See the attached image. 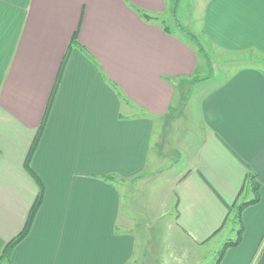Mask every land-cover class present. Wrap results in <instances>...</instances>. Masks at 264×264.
<instances>
[{"label": "crops", "instance_id": "crops-1", "mask_svg": "<svg viewBox=\"0 0 264 264\" xmlns=\"http://www.w3.org/2000/svg\"><path fill=\"white\" fill-rule=\"evenodd\" d=\"M173 5L0 0V258L39 195L25 162L76 33L79 43L31 161L43 204L2 264H185L169 262L162 241L152 244L154 226L193 249L209 244L225 230L229 207L254 197L249 172L263 180L260 201L242 212V241L220 264H264V0H180L175 15ZM202 41L209 53L256 54L263 63H230L218 78L200 79L212 64ZM165 128L183 144L179 170L154 222L137 230L135 200L127 205L121 182L149 183L161 158L175 153L164 140L153 150Z\"/></svg>", "mask_w": 264, "mask_h": 264}, {"label": "rangeland", "instance_id": "rangeland-1", "mask_svg": "<svg viewBox=\"0 0 264 264\" xmlns=\"http://www.w3.org/2000/svg\"><path fill=\"white\" fill-rule=\"evenodd\" d=\"M196 7L197 9L195 10L194 14L195 17L198 18L200 16L198 14L199 9L198 6ZM163 19L164 22H166L167 26H169L170 28L173 27L172 18L164 17ZM202 42L206 45L204 41ZM207 46L208 45H206V47ZM211 50H212L211 46H208L207 52H208V56L210 57L209 60L211 61L212 64L208 68H205V70L200 69V71L198 72V76L200 77V79H204L208 75H211L212 77L216 76L218 78L220 76V72L223 73L225 68L231 66L229 65L230 63H232L234 67H238V68L240 66H243V64H247V63L254 64L253 63L254 61H256L257 64L263 63L262 60H260V57L256 54L246 56V54L228 53V52L219 51L217 49H213L214 51L217 50L214 53H209ZM215 62L217 64H215ZM219 68H221V71L219 70ZM189 86L190 85L186 83L185 87L183 88L187 94H189V90H188ZM138 112L144 113L143 111H138ZM178 112L174 114V118L180 116L178 115ZM192 112L196 113L194 107L192 109ZM196 121L197 119L194 118V124L196 123ZM176 135H177L176 132L174 131L171 132L166 128L162 133L161 131L159 133L155 132L153 150L156 151V147L160 148V143H162V140H164L166 144L168 143L173 147L175 153L172 156L170 155L169 160L166 162H163V160H165V158H167L168 156L161 158V162L155 174L145 178L149 183H147L144 180L141 181L140 183H134V185H130L129 182L126 183L121 182V184L123 185L121 188L122 192L123 194L127 195V205L129 204V206H131L132 195L135 200L134 204L136 210L133 209L132 219L136 220L137 230L141 228L140 226H143L144 222L146 223L154 222L155 213H157L158 208L160 209V205L162 203L161 201L165 200L168 190L167 183L171 181L175 172H177L178 168H176V166L181 160L179 154L181 151H183L182 150L183 144L180 143V138L176 137ZM182 141L183 140H181V142ZM155 180L158 182H156ZM153 181L156 183H154ZM252 194L250 198L253 197L254 194L253 195ZM163 207L164 205L162 204V208ZM124 209L125 211L127 210L126 207L123 206V211ZM128 210L130 209L128 208ZM167 210L171 212L169 213V216L170 214L173 215L174 212L171 209V206ZM158 220L163 221L166 219L163 218ZM239 227H240L239 222L234 223L233 219L230 218L229 221L227 222L225 230L221 232L212 242H210L209 244L203 247L193 249L191 243L186 239L184 240L181 237V235L176 233L175 230H167V226L164 227V225H162L161 227L158 228H165L164 231L159 232L157 234L156 232L159 231V229L154 226L153 228L154 235L152 236V244L157 245L159 242L162 241L163 246H165V248L168 247L167 249H169L170 251L168 253L169 262L174 263L173 259H179L184 261L185 264H216L218 259L220 258V253L225 243L228 240H236L238 238L237 230L239 229ZM166 253L167 252L164 251L165 256L163 257V259L166 258ZM174 256L176 258H174ZM175 264H178V262H176Z\"/></svg>", "mask_w": 264, "mask_h": 264}, {"label": "trees", "instance_id": "trees-1", "mask_svg": "<svg viewBox=\"0 0 264 264\" xmlns=\"http://www.w3.org/2000/svg\"><path fill=\"white\" fill-rule=\"evenodd\" d=\"M180 3V0H174V5H173V14L175 15L176 14V10L178 8V5ZM136 11L143 17V19L147 20V21H152V20H155L156 18L149 15L148 13L146 12H143L142 10L140 9H136ZM165 31L167 33H170V30L169 28L165 27L164 28ZM77 34H75L71 44L69 45V48L67 50V53L65 55V58H64V61H63V65L61 67V70H60V73H59V76H58V79H57V83H56V86L53 90V93H52V96L50 98V102H49V105H48V108H47V111H46V114L44 116V119H43V122L41 124V127L39 129V132L33 142V145L30 149V152L27 156V159H26V162H25V168L26 170L28 171V173L34 178V180L37 182L38 186H39V195L35 201V203L33 204L31 210H30V213H29V216H28V219H27V222L25 224V227L24 229L22 230V232L17 236L15 237L13 240H11L4 248L3 252H2V256L0 258V264H2V262L6 259H8L9 255L11 254V252L17 247V245H19L21 242H23L30 234L31 230H32V227H33V224L35 222V219H36V216L43 204V200H44V196H45V187H44V184L43 182L41 181V179L37 176V174L33 171V169L31 168V161L33 159V156H34V153L37 149V146L39 144V141H40V138L42 136V133L44 131V128H45V123H46V120H47V116L50 112V109L52 107V103H53V100H54V97H55V93L60 85V80H61V77H62V74H63V70H64V67L69 59V56H70V53L72 51V49L74 47H76L77 45L79 46V43H78V39H77ZM192 37H195L192 35ZM196 41V40H195ZM198 43V41H196ZM199 44V43H198ZM201 46V45H200ZM82 50L85 51L84 48H82ZM200 51L204 54V49L202 48V46L200 47ZM114 88L119 90L118 87L116 85H114ZM119 94L122 95L121 91L119 92ZM261 181H263L257 174L253 173V172H249L248 176H247V182H246V185H245V188L247 189V191L250 190V192H252L254 194V197L248 201H242V202H236L232 207H229V215L226 219V222H225V225L227 224V222L229 221V219H233V222L234 223H237L239 222V229L237 230V234H238V238L236 240H228L221 253H220V258L218 259L217 263L216 264H220L222 258L224 257L226 251L229 249V248H232V247H237L240 245L241 241H242V237H243V234H244V224L241 220V214L242 212L244 211V209L248 206H252V205H255L257 203H259L260 201V188H261ZM243 188V191L244 189ZM242 193V192H241ZM233 214V215H231ZM258 256V255H257Z\"/></svg>", "mask_w": 264, "mask_h": 264}]
</instances>
